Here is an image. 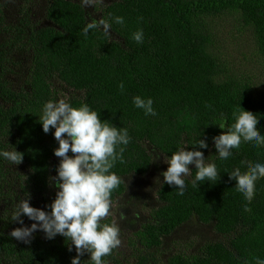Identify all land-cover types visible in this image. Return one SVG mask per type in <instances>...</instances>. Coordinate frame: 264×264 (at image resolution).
I'll list each match as a JSON object with an SVG mask.
<instances>
[{"label": "trees", "instance_id": "16d2710c", "mask_svg": "<svg viewBox=\"0 0 264 264\" xmlns=\"http://www.w3.org/2000/svg\"><path fill=\"white\" fill-rule=\"evenodd\" d=\"M23 1L9 9L0 0V148L10 143L24 154L18 165L0 160V198L5 195L14 204L28 192L30 203L38 207L54 189L58 142L54 128L43 131L39 116L47 101L58 100L59 81L77 94L70 98L74 106L87 103L100 111L102 120L129 130L132 139L124 162L113 169L121 184L111 197L112 204L126 209L123 224L135 217L125 197L132 202L139 198L130 180L167 169L164 157L179 147L192 148L197 139H206L209 147L200 150L217 164L220 179L199 186L191 182L196 169L190 165L192 176L182 196L172 185L158 186L147 221L134 231L140 245L131 246L132 264H255L256 256L264 258V179L257 181L251 211L246 212L247 201L228 173L264 163V147L245 142L232 157L220 160L213 140L225 131L219 124L227 128L234 123L232 113L240 104L261 119L258 130L264 133V94L255 95L253 80L233 74L216 54L213 24L221 16L237 15L264 57V0H108L95 15L97 5L85 7L83 0H42L41 16L34 0ZM12 9H18L17 18L9 16ZM110 13L123 16L125 25L113 22L110 35L99 28L83 35L91 19H109ZM140 28L142 44L133 39ZM136 95L152 97L157 115L146 116L136 108ZM133 204L138 211L140 203ZM115 212L111 207L103 222L115 221ZM194 221L211 227L217 237L204 240L206 235L194 232L197 240L183 241L178 232ZM12 224L9 212L0 209V264H71L77 254L59 234L17 242L9 235ZM175 238L182 242L179 249ZM163 247L170 251L165 261L159 254ZM122 254L117 248L104 259L124 264ZM88 258L85 253L81 264H91Z\"/></svg>", "mask_w": 264, "mask_h": 264}, {"label": "clouds", "instance_id": "9594fccd", "mask_svg": "<svg viewBox=\"0 0 264 264\" xmlns=\"http://www.w3.org/2000/svg\"><path fill=\"white\" fill-rule=\"evenodd\" d=\"M84 6H92V0H83ZM143 20V17L138 18ZM125 25V18L109 14V19L93 18L83 28L87 37L90 30L102 29L110 35L112 23ZM133 39L144 42L143 28L133 33ZM121 93L125 92V83L120 82ZM136 108L142 109L146 116H156L154 99L152 97H133ZM211 107V105H208ZM232 116L234 123L225 128L219 124L222 133L213 137L215 148L220 160H227L234 155L233 150H239L242 143H251L254 148L264 147V133H261V119L253 112L246 110L241 104L234 108ZM43 131L48 133L54 128V137L58 147L54 155L60 158L56 169V196L50 210L33 206L31 194L26 193L19 199L10 213V220L18 222L21 227L13 228L9 235L24 243H31L33 233L42 230L48 239L58 234L74 245L76 255L71 258V264H81V257L89 254L91 264H108L104 257L109 256L121 243V228L115 221L103 222L110 214L112 193L121 184V177L113 171L116 163L124 162V153L131 142L127 127H119L110 120H102L100 111L93 109L87 103L74 106L68 99L49 100L39 116ZM9 148H0V160L18 165L24 154L10 143ZM179 147L170 156L164 157L168 167L162 172L163 184L174 186L178 194L183 195L187 187L186 180L192 176L190 165H194L196 173L192 179L194 186L198 182H212L220 179V172L214 160H209L200 149H206L209 144L206 139H197L191 144ZM198 145L199 147H195ZM69 151L73 155H69ZM247 172L236 167L229 173V178L236 181V188L247 203L244 211H251V202L256 195V183L264 179V163L247 164ZM159 181V178H157ZM161 182V181H160ZM34 221L31 226L24 225L23 216ZM123 218V217H122ZM245 264H249L245 261ZM255 264H264V258L255 257Z\"/></svg>", "mask_w": 264, "mask_h": 264}, {"label": "rangeland", "instance_id": "374dc122", "mask_svg": "<svg viewBox=\"0 0 264 264\" xmlns=\"http://www.w3.org/2000/svg\"><path fill=\"white\" fill-rule=\"evenodd\" d=\"M9 5V9L13 6H17V8L21 7L24 3L23 0H4ZM42 0H34L35 6L34 9L38 10L37 16L42 14ZM108 0H92V4L97 5V9L94 12L95 14H99L101 12L100 4L107 2ZM18 10V9H17ZM17 10H11V14L9 15L11 18H17ZM33 18L36 17V14H32ZM13 18V19H14ZM214 24V51H216L217 55L224 61L226 64L228 63L231 72L235 75L241 76L242 78L247 75L250 77L254 82L255 91L254 94H264V57L261 55V51L258 48V44L252 39V32L249 28L243 26L240 22V19L237 15H224L219 18H216L213 22ZM2 37V35H0ZM243 75V76H242ZM258 75V77L256 76ZM21 83V82H20ZM56 86V96L59 99H68L70 100L71 97L76 96L74 90L68 88L63 83L59 81H55ZM69 155H73L71 151H69ZM60 158L55 161L54 169L52 171V178L57 175L56 169L59 165ZM164 165V164H163ZM162 165V167H163ZM161 167V168H162ZM17 168V167H16ZM19 172L25 173V169L22 167H18ZM164 169V168H163ZM17 170V169H16ZM166 170V169H164ZM162 170V172L164 171ZM18 171V170H17ZM161 171V170H160ZM158 172L157 174H148L141 178H133L130 181L135 192L138 194V199L134 198L133 202L136 204L137 202L140 203L139 210L135 209V205L132 202L131 198L124 199L125 203L128 202L132 205L133 210L135 211V217L133 218V222H127L123 224L124 216L122 213H126V209L122 207L119 203H113L112 208H114L117 212L112 214V219L116 214L115 222L119 224L123 235L121 236L122 243L118 247L119 251L123 253L121 255L122 258L125 260L123 261L124 264H132L133 259L129 258L131 254V246L133 245V249L139 246L137 242V237L134 235V231L139 228L140 223L144 220L145 222L148 219L149 215V208H151L152 202L155 201L156 195L154 192L158 189V186L162 183V179L164 177L160 176L162 172ZM159 178V181H157ZM161 181V182H160ZM54 182V181H53ZM55 183V182H54ZM52 191H50V195L46 194V197L38 204L39 208L50 210L47 208L52 198L56 196V187H53ZM129 196V195H128ZM145 204H144V203ZM8 200L6 196L0 198V209L2 212H6L8 209ZM144 204V205H143ZM16 203L13 204L12 208L8 210L9 214L13 210ZM2 214V213H1ZM127 214V213H126ZM3 215V214H2ZM109 216V215H108ZM108 216L106 218H108ZM123 217V218H122ZM24 225L31 226L34 221L29 219L26 215L23 216ZM14 228L21 227L18 222L13 221ZM13 229V228H12ZM11 229V231H12ZM194 232H198L201 235H206L208 239H215L217 234L213 231L211 227H207L204 225H200L198 222L194 221L192 224H189L180 229L178 232V236L182 238L183 241H188L189 239L197 240L193 236ZM38 235L45 239V233L42 230H36L33 233V239H35ZM177 244H175L177 249L181 247V243L178 238H175ZM17 242H22L16 240ZM169 244H174L173 240H170ZM170 251L163 247L159 254L161 255L162 260H166L169 256Z\"/></svg>", "mask_w": 264, "mask_h": 264}, {"label": "flooded vegetation", "instance_id": "af4514ba", "mask_svg": "<svg viewBox=\"0 0 264 264\" xmlns=\"http://www.w3.org/2000/svg\"><path fill=\"white\" fill-rule=\"evenodd\" d=\"M19 168H20V167H19ZM18 201H19V199L17 200V202H18ZM17 202H16V204H17ZM8 203H9V204H8V209H7V211H8L9 209H11V208H12V205H13L12 202L9 201V200H8ZM11 228H14V225H13V224H12Z\"/></svg>", "mask_w": 264, "mask_h": 264}]
</instances>
